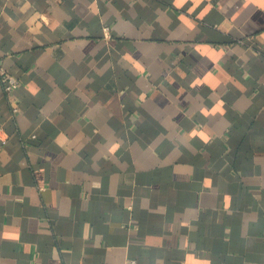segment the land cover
<instances>
[{
    "label": "crops",
    "instance_id": "crops-1",
    "mask_svg": "<svg viewBox=\"0 0 264 264\" xmlns=\"http://www.w3.org/2000/svg\"><path fill=\"white\" fill-rule=\"evenodd\" d=\"M0 68V264H264V0H0Z\"/></svg>",
    "mask_w": 264,
    "mask_h": 264
},
{
    "label": "built area",
    "instance_id": "built-area-1",
    "mask_svg": "<svg viewBox=\"0 0 264 264\" xmlns=\"http://www.w3.org/2000/svg\"><path fill=\"white\" fill-rule=\"evenodd\" d=\"M0 81L6 93L15 91L20 84L19 80L4 68H0ZM11 111L14 116L17 115L19 111V105L14 101L11 102Z\"/></svg>",
    "mask_w": 264,
    "mask_h": 264
}]
</instances>
